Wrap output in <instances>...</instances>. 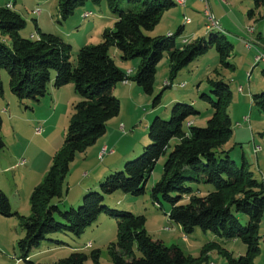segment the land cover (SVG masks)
Wrapping results in <instances>:
<instances>
[{
	"label": "trees",
	"instance_id": "obj_1",
	"mask_svg": "<svg viewBox=\"0 0 264 264\" xmlns=\"http://www.w3.org/2000/svg\"><path fill=\"white\" fill-rule=\"evenodd\" d=\"M87 1L100 4L103 0H59L61 20H67ZM106 1L115 17L113 27L102 31L100 43L82 46L72 63V47L54 34L37 28V36L31 35L32 39L20 36L25 20L13 11L12 2L0 0V34L10 40L9 46L0 42V72L7 73L11 93L20 101L37 103L48 94L49 85L60 89L72 84L74 93L81 98L72 107L62 147L52 158L42 182L31 192L30 215L23 217L13 212L8 197L0 190V215L16 216L21 222L23 237L17 242L20 259L35 264L27 259L48 235L67 232L79 237L102 213L114 218L117 224V241L108 247L112 264H200L209 251H222L220 244L213 241L204 246L199 258H192L176 246L167 247L153 240L145 230L144 216L103 205L105 196L116 191L132 196L144 194L155 164L166 156L161 178L151 188L154 204H169L167 217L184 235L199 229L212 233L220 241L241 240L247 247L246 254L235 259L224 251L228 264H252L259 252L264 184L254 178L243 157L238 165L231 159L230 150L225 149L233 134L227 111L232 92L222 79H208L209 94L200 96L211 110L205 127L194 126L189 121L200 114L192 104L174 103L169 120L156 116L150 122L149 144L143 147L142 153L126 162L121 171L107 176L99 184L100 192L86 193L78 208L63 211L53 203L65 192V179L76 155L95 145L106 133L107 123L118 116L120 101L114 95L117 84L132 81L144 94L152 95L157 65L165 53L169 68V86L166 87L171 86L179 71L213 46L220 65L232 67L227 62L232 45L224 36L210 34L208 40L193 42L183 38L177 46L176 38L181 35L182 27L175 34L155 37L147 34L155 29L166 11L177 5L176 1L126 0V9L118 7L119 0ZM253 1L256 8L262 7L264 11V0ZM7 3L11 8H6ZM248 15H253V11ZM90 16L83 15L84 18ZM111 48L119 52L122 62L139 59L134 76L126 75L117 66L109 55ZM252 100L264 114V91L253 95ZM158 102L159 95L153 104ZM261 137L264 139V130ZM172 141L175 143L171 144ZM4 147L0 138V151ZM192 185H206L211 189L197 196ZM184 197L188 203L181 204ZM239 215L247 217L246 224L240 222ZM99 258L98 250L88 255L74 252L53 264H86L88 260L100 264Z\"/></svg>",
	"mask_w": 264,
	"mask_h": 264
},
{
	"label": "rangeland",
	"instance_id": "obj_2",
	"mask_svg": "<svg viewBox=\"0 0 264 264\" xmlns=\"http://www.w3.org/2000/svg\"><path fill=\"white\" fill-rule=\"evenodd\" d=\"M3 1L12 2L13 11L25 20L20 36L29 38L30 33L37 35V28H42L45 33L51 32L72 47V63H75L77 52L82 46L100 43L102 30L112 28L115 19L106 0L100 4L87 1L65 21L60 18L59 0ZM206 3L217 23L215 28L204 15V2L185 0L184 7L175 5L166 11L155 29L147 34L151 37L161 36L167 30L175 34L178 27L183 25L181 35L176 38L177 46L182 38L193 42L197 39L208 40L210 34L224 36L232 45L227 61L232 67L223 68L220 65L213 46L205 55L179 71L171 86L166 87L169 68L165 53L157 65L152 95L144 94L132 81L128 82V86L133 87L132 91L128 86L117 84L114 95L120 101V112L107 123L106 133L96 144L84 153L77 154L70 164L65 179V192L62 198L53 200L61 210L78 208L86 193L100 192L99 184L107 176L121 171L126 162L136 159L143 147L149 144L147 128L150 122L156 116L169 120L174 103L192 104L200 114L192 116L189 121L194 126L205 127L211 110L200 96L209 94L208 79H222L228 83L232 92L227 111L232 120L233 134L225 149L230 150L231 159L238 165L243 157L254 178L264 183V139L261 137L264 114L252 100L253 95L264 91V63L255 62V57L264 53V11L262 7L256 8L253 0H206ZM118 7L126 9V0H119ZM249 11H253V15L249 16ZM87 12L91 16L84 18L83 14ZM186 19L190 20V24H184ZM0 42L10 45L9 38L1 34ZM109 55L116 64L124 66L116 49L111 48ZM139 62L135 58L125 63V67L134 72L133 76ZM0 79V138L5 144L0 151V190L8 197L13 212L28 217L31 213V192L42 182L52 158L62 147L72 107L81 98L74 93L73 85L69 84L72 88L62 87L54 100L49 95V88L48 94L37 103L31 100L20 101L11 93L4 70L0 72ZM181 85L184 86L180 87ZM158 95L159 102L154 105L153 100ZM174 143L175 141L171 142ZM104 145L107 150L102 148ZM165 158L166 156L161 157L155 164L144 194L132 196L116 191L105 196L103 205L111 210L144 216L145 230L153 240L161 241L167 247L176 246L192 258H199L207 243L215 241L220 244L222 251H209L200 264H228L225 252L235 259L244 256L247 247L241 240L220 241L212 233L199 229H195L190 235H184L167 217L169 204H154L151 188L161 178ZM192 187L197 196H203L206 189H211L206 185ZM186 203L188 199L184 197L181 204ZM239 219L242 224L247 223L246 216L239 215ZM20 223L16 216L0 215V264H27L20 259L17 246V242L23 237ZM258 232L259 252L252 264H264V215ZM116 241V220L102 213L79 237L67 232L48 235L47 240L31 251L27 260L35 264H53L74 252L88 255L93 250H98L99 263L112 264L108 247ZM136 254L139 256L138 252ZM86 264L92 262L88 260Z\"/></svg>",
	"mask_w": 264,
	"mask_h": 264
},
{
	"label": "crops",
	"instance_id": "obj_3",
	"mask_svg": "<svg viewBox=\"0 0 264 264\" xmlns=\"http://www.w3.org/2000/svg\"><path fill=\"white\" fill-rule=\"evenodd\" d=\"M176 1V0H175ZM7 2V1H6ZM184 6H185V4H184ZM190 21V20H189ZM113 24H114V22H112ZM190 24V23H189ZM188 25V24H187ZM180 27H182V31H183V29H184V26L182 25V26H180ZM106 28H108V27H106ZM179 28V27H178ZM105 29V28H104ZM103 29V30H104ZM168 29H170V28H168ZM40 30L43 32L44 30L42 29V28H40ZM102 30V31H103ZM37 33V32H36ZM49 33H51V32H49ZM102 33V32H101ZM168 34H174L173 33V31H171V30H167L166 32H165V35H168ZM31 35H34V36H37V35H35L34 33H30L29 34V37L31 36ZM183 39V38H182ZM181 44V43H180ZM86 45V44H85ZM167 58H168V55L166 56ZM119 58H120V56H119ZM121 61V60H120ZM122 62V61H121ZM116 63V62H115ZM124 63V66L123 65H119V64H117V66L123 71V72H127V71H129L130 70V76L132 77L133 76V71L129 68V67H125L126 66V62H123ZM129 84V83H128ZM128 84L127 85H123V86H128ZM50 87L49 88H51L50 89V92H49V95L51 96V99L52 100H54L55 98H56V96H57V94L62 90V88H60V89H54L53 87H52V84L51 85H49ZM68 87H66L65 86V88H72L70 85H67ZM128 88H130L131 89V91H132V86H128ZM134 90V89H133ZM136 90V89H135ZM114 91H115V89H114ZM128 91H130L129 89H128ZM173 101V100H172ZM103 149L105 148L106 150H107V146L106 145H104L103 147H102ZM101 152V151H100ZM99 152V153H100ZM263 183V182H262ZM264 184V183H263Z\"/></svg>",
	"mask_w": 264,
	"mask_h": 264
},
{
	"label": "built area",
	"instance_id": "obj_4",
	"mask_svg": "<svg viewBox=\"0 0 264 264\" xmlns=\"http://www.w3.org/2000/svg\"><path fill=\"white\" fill-rule=\"evenodd\" d=\"M202 2H204V15L205 17L208 19V21L211 23V26L212 27H216L217 26V23L214 21L213 17H212V13H211V10H210V7L209 5L206 3V0H200ZM183 4H185V0H182ZM6 8H10V4L7 3L6 4ZM85 14H91L90 12H87V13H84L83 15ZM185 22H189V19H186L184 21V24ZM186 40V38H185ZM255 62L256 63H264V53H259L258 56L255 57ZM130 70L126 72V75H130ZM128 80H126V85L128 84ZM165 86H169V83L166 82L165 83ZM184 85H181L180 87H183Z\"/></svg>",
	"mask_w": 264,
	"mask_h": 264
},
{
	"label": "bare ground",
	"instance_id": "obj_5",
	"mask_svg": "<svg viewBox=\"0 0 264 264\" xmlns=\"http://www.w3.org/2000/svg\"><path fill=\"white\" fill-rule=\"evenodd\" d=\"M176 4L177 5H179V6H181V7H184V4H183V2H182V0H176ZM11 8V7H10ZM87 16V15H86ZM85 17V16H84ZM186 24H188L189 22H185ZM33 38V36H31V39ZM124 84H126V82L124 83Z\"/></svg>",
	"mask_w": 264,
	"mask_h": 264
}]
</instances>
